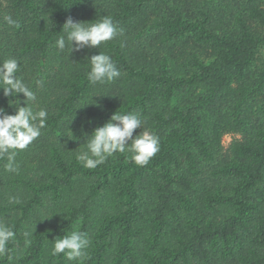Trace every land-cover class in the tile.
<instances>
[{"label":"trees","instance_id":"obj_1","mask_svg":"<svg viewBox=\"0 0 264 264\" xmlns=\"http://www.w3.org/2000/svg\"><path fill=\"white\" fill-rule=\"evenodd\" d=\"M102 16L122 30L114 39L55 46L68 17ZM252 22L264 25V0H0V62H19L36 94L29 103L48 114L17 153L18 173L0 160V220L16 233L0 264H264V70L255 69L264 36ZM98 52L121 75L93 86L88 57ZM9 99L0 90L14 114ZM113 112L139 113L159 137L146 166L127 152L91 170L77 161ZM227 131L247 136L230 158ZM74 229L90 239L86 259L53 257L54 239Z\"/></svg>","mask_w":264,"mask_h":264},{"label":"clouds","instance_id":"obj_2","mask_svg":"<svg viewBox=\"0 0 264 264\" xmlns=\"http://www.w3.org/2000/svg\"><path fill=\"white\" fill-rule=\"evenodd\" d=\"M4 21L10 27L17 26V21L11 15L5 16ZM62 27L64 35L56 39L55 46L61 51L67 47L70 52L84 48H98L122 31L110 16H102L94 23L74 21L68 17ZM88 62L90 67L86 75L93 86L111 82L121 75L116 62L108 54L98 52L88 57ZM19 68V62L15 58L0 62V90L5 98H12L8 100V104L15 106L14 114L7 113L5 108L0 106V160H6L4 169L13 173L19 172V165L15 159L17 153L26 149L41 135V129L45 127L48 115L42 108L34 110L29 103L36 100V94L28 84L17 77ZM18 94H22V104ZM70 122L71 120L67 123L66 136L76 140L77 137L68 127ZM141 125L142 118L139 113L113 112L104 124L94 127L91 133L85 136V147L76 155L77 161L84 168L91 170L104 164L114 154L127 152L135 165L146 166L159 151L160 141L159 137L149 130L134 134ZM17 202L15 197L9 198V203ZM33 232L32 228L24 231L26 244L30 243ZM15 236L16 233L12 228L0 220V257L12 259L7 246ZM89 244L88 235L74 229L69 234L54 239L50 252L53 257L63 254L68 261L80 262L86 259V249Z\"/></svg>","mask_w":264,"mask_h":264},{"label":"rangeland","instance_id":"obj_3","mask_svg":"<svg viewBox=\"0 0 264 264\" xmlns=\"http://www.w3.org/2000/svg\"><path fill=\"white\" fill-rule=\"evenodd\" d=\"M252 28L259 31L264 36V25L252 22ZM255 69L257 71L264 70V43L259 46L256 59H255ZM258 102L264 101V88L257 96ZM141 130H146L143 125H141ZM247 136L239 131H227L224 133L221 141V153L223 157L230 158L231 157V148L233 144L237 141L244 140Z\"/></svg>","mask_w":264,"mask_h":264}]
</instances>
